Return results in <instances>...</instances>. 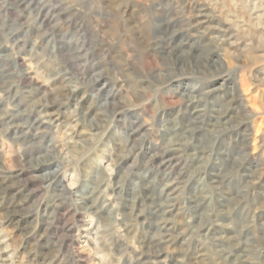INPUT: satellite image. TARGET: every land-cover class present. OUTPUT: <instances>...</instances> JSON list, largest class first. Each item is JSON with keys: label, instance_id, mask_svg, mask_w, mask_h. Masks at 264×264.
Listing matches in <instances>:
<instances>
[{"label": "rangeland", "instance_id": "1", "mask_svg": "<svg viewBox=\"0 0 264 264\" xmlns=\"http://www.w3.org/2000/svg\"><path fill=\"white\" fill-rule=\"evenodd\" d=\"M191 2L210 6L195 18L205 38L189 36L179 22ZM259 2L252 13L247 0H0V70L9 80L25 72L19 110H34V133L43 138L27 146L53 144L59 156L46 169L34 168L0 126V178L8 176L10 185L8 195L0 194V264H138L139 257L145 264H212L222 256L223 264H264ZM160 21L170 25L160 32L173 43L168 51L149 46ZM11 27L19 29L17 40H3ZM218 35L225 52L213 44ZM15 56L16 70L12 59L4 62ZM186 105L192 118L181 115ZM12 107L5 102L0 119ZM183 136L192 150L214 149L207 164L188 155L166 169L150 162ZM46 172L56 176L47 179ZM106 176V206L82 208L81 197ZM171 182L178 241L162 246L158 258L144 247L145 239L159 237L149 196L158 199ZM13 196L16 209L9 207Z\"/></svg>", "mask_w": 264, "mask_h": 264}, {"label": "bare ground", "instance_id": "2", "mask_svg": "<svg viewBox=\"0 0 264 264\" xmlns=\"http://www.w3.org/2000/svg\"><path fill=\"white\" fill-rule=\"evenodd\" d=\"M259 1L260 0H258V1L247 0V3L248 4L250 3L253 6L250 8L251 9L250 11H252V13L256 12L257 9L260 10L262 8L261 7L262 4H260ZM216 2H214V3H216ZM13 4L14 3L9 4V6H7L8 11L13 10V8L15 7V5H13ZM247 6H249V5H247ZM208 7H210V6L205 7V5H200V4L194 5V3H192V2L188 6H182L181 7V9L184 11V14L182 15L183 19H181V21H179V22H181L180 23L181 25L187 26V29H185V30H187L189 36L194 37L195 35H198L201 38L206 37V32L201 33V30H200V27H201L200 24L201 23L195 21V18L197 17V15H201L205 11V9ZM174 9H176V7H174ZM228 16L229 15L227 14V17ZM17 20H18L17 18H14L11 26L14 27L16 24L15 22ZM228 20L234 27H238V29H239L240 26H238L237 20H234L232 18L228 19ZM13 27H11L7 32H4L3 40L4 39H6L8 41H16L17 40L19 29L13 28ZM169 27H170V25L168 23H164L162 21H160V24L154 25V27L152 29L153 30V36L150 38V44H149L151 49L156 50V51H158V50L159 51L160 50L161 51L162 50L168 51L172 47L173 43H171L170 40L168 41V40H165L162 37H160L161 36L160 32L161 31L168 32ZM3 28H0V31H5ZM220 31H223V30L220 29ZM62 37L64 38V36H62ZM209 39L213 41L212 36H210ZM224 42H225V40L220 35H218L217 37H215L213 44L218 50L225 52L226 49L221 47L222 43H224ZM70 43L71 42H68V41L65 42V44H67V45ZM3 58H5V57H3ZM7 58L8 59H4V62L6 61L5 65L6 66L11 65V63H9V60L12 59L14 61V62L12 61L13 62L12 68H14L15 70L18 69V66L16 65L17 57L15 56V57H7ZM0 67L3 68V63L1 64ZM21 72L22 73H21L20 80H18V79L17 80H14V79L9 80L11 77L10 76L8 77V75H5L4 69L0 70V88H1V92L3 93L2 97L0 98V109H1L2 105L5 104V102H7L13 106L12 110L4 111L5 114L0 119V126L1 127L5 126V130L2 132L13 134V136H12L13 142L22 144V147L20 148V151H19V153L22 155V157H25V159H31V160L35 161L33 167L38 169V170H43L44 168L46 169L47 167L51 166L52 163L54 162V159H58L59 156H58L57 152L55 153V151H57V150H56V146H54L53 144L45 145L44 147H42L43 149L38 148V150H36L35 148L33 149L29 145L27 146V144L32 143L34 145L35 143H37L35 141L39 137H38L37 133H34V129L39 130L40 126L38 125L37 122L31 121V116H32V113L34 112V110H28L27 113H25L24 110H22V111H20L21 109L19 110V107H21L22 103L25 101L23 98H21V90H19V88L21 86H25L26 84L29 85L27 76L25 75V72H23V71H21ZM234 98H235V96H234ZM189 101H190V99H189ZM190 107H193V106L186 105L184 109L183 108L180 109V112L182 113L181 115H189L192 118V113L190 112L191 111ZM194 108H196V106H194ZM21 121H23V122H21ZM23 123L28 125V126L26 125L27 130L24 129L23 125H25V124H23ZM188 125L189 124H186V126H183L182 131L184 133H185V129ZM176 130H177V128H174V131H176ZM40 132H42V131H40ZM190 132H194V130H190ZM230 133H232V132L230 131ZM40 138H42V135ZM183 138H185L184 142H183ZM180 140H181V142L179 143L178 147L167 146L163 150L164 151L163 153L159 154L160 152H157V153L151 155L150 162L154 165H157L160 168L166 169V168L170 167L176 161V159H180L185 155H188L187 160H189L191 162L194 161L198 157V159L202 160V163H204V164H207V160L212 158L211 154L214 152V149H212L210 147H202L200 149H193L192 150L190 143L188 141H186V137L183 136ZM45 151L47 152V154L41 155ZM159 151H160V149H159ZM193 151H195V152H193ZM188 152H191V154H189ZM35 155H38V157H35ZM198 174H199V176H202L203 174H204V176H208L206 171H205V173L198 172ZM166 175H168V174H165V176H164L165 178H163L164 181H170L168 178L170 176H166ZM55 176H56L55 172H46L45 178L52 179ZM1 178H0V194L8 195L9 194L8 188H10V185L8 184L9 183V181H8L9 177L4 176ZM111 179H112L111 176H106V178L99 181V183H97L95 185V187L92 188V190L90 191V193L88 195L82 196L81 197L82 208L87 207L89 210H95V209L97 210V209L104 208V206H106V204H105V200L103 202L102 199L106 198V196H105L106 189L103 190V188L101 189V187H102V185H105V184L108 185L107 187H109V184H107V183ZM177 182L178 181H176L175 183H177ZM178 183L180 184V182H178ZM176 190L177 189L175 187V184L173 182H171V183H167L165 185L164 189L160 192V196L158 197V199L151 198L149 196V199H150L151 204H152V207L149 211V215H151L152 217L158 218V220H160L159 221L160 223L154 224L158 228L159 237L150 236L149 238L145 239V241H144V247H146L147 251L149 252V254L146 253L147 255H152V256H156L159 258L163 252L162 246H164L166 244H170V245L175 244L178 241L177 238L174 236V233L178 230L179 227L177 226L176 222L174 223V221L171 218V215L173 214L174 208L176 206V200L178 199L177 195L175 197H172L175 195ZM67 193H70V191H68ZM99 200L101 201L100 203H99ZM158 200H164V201H166V203H164V202L158 203ZM137 204H138V202H137V199L135 198L133 201V204H132V208L136 207ZM19 205H20V203L17 202L15 196H13L9 207L12 209H16V208H18ZM82 208H80V209H82ZM95 212H97V211H95ZM149 218L151 219V217H149ZM148 229H151V228L149 227ZM142 256H143V253H142ZM219 259H222V261ZM212 260H213L212 264H223L224 262L228 261V258L227 257L223 258V256H222V258H216V259H212ZM143 262H144L143 257H139L137 260V263L140 264ZM145 262H144V264H145Z\"/></svg>", "mask_w": 264, "mask_h": 264}]
</instances>
